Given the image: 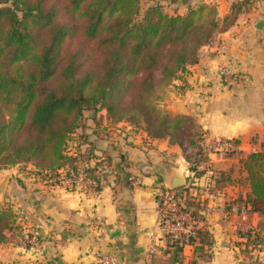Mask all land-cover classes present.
<instances>
[{"label":"trees","instance_id":"trees-1","mask_svg":"<svg viewBox=\"0 0 264 264\" xmlns=\"http://www.w3.org/2000/svg\"><path fill=\"white\" fill-rule=\"evenodd\" d=\"M179 1L183 12L169 14L159 3L142 9L139 0H0V167L30 164L37 174L56 177L76 170L79 157L84 172L102 178L108 159L89 150L108 127L123 124L187 154L196 150L192 162L183 154L188 171L199 174L209 153L202 134L159 104L253 1L234 4L223 19L203 0L173 3ZM241 171L248 193L235 206L264 215V148L246 155ZM185 202L196 218L205 207L191 196ZM17 229L14 211L1 205L0 245ZM262 236L239 233L243 251L260 250ZM210 244L207 230L188 241L195 253Z\"/></svg>","mask_w":264,"mask_h":264},{"label":"crops","instance_id":"crops-1","mask_svg":"<svg viewBox=\"0 0 264 264\" xmlns=\"http://www.w3.org/2000/svg\"><path fill=\"white\" fill-rule=\"evenodd\" d=\"M203 1L223 19L241 0ZM252 1L229 29L201 50L199 62L171 92L169 111L176 115L174 103L181 101L182 117L202 134V148L209 151L199 174L188 171L184 152L168 139H148L143 130L130 126L108 127L89 150L99 160L108 159L98 192L47 187L37 173V179L25 174L16 183L20 192L12 201L18 229L0 245V264H101V256L118 264H264V215L235 206L248 193L241 160L264 148V0ZM259 21L261 30L256 29ZM220 69L225 76L218 75ZM213 139L236 143L235 150L212 153L208 142ZM170 169L186 182L174 193L194 197L209 210L205 225L211 244L200 253L157 231L161 174ZM247 230L263 235V246L250 257L239 237Z\"/></svg>","mask_w":264,"mask_h":264},{"label":"built area","instance_id":"built-area-1","mask_svg":"<svg viewBox=\"0 0 264 264\" xmlns=\"http://www.w3.org/2000/svg\"><path fill=\"white\" fill-rule=\"evenodd\" d=\"M225 71L220 69L218 75L225 76ZM208 147L215 152H231L235 150V145L231 141L213 139L208 142ZM76 170H60L56 177L48 173L40 174V179L49 187L65 188L69 190H89L93 193L98 192L103 185V180L97 175H88L82 170L83 164L79 157H76L74 164ZM132 185H138V181L129 178ZM184 195V194H183ZM175 194L174 191L163 189L160 195V211L162 219L158 226L161 236L169 239L173 243L180 242L181 245H188V241L193 238L197 231L207 230L205 218L209 214L208 209L198 212L197 218L193 217L186 205L184 195ZM254 235V232H252ZM254 249V248H253ZM101 264H118L113 258L101 256Z\"/></svg>","mask_w":264,"mask_h":264},{"label":"rangeland","instance_id":"rangeland-1","mask_svg":"<svg viewBox=\"0 0 264 264\" xmlns=\"http://www.w3.org/2000/svg\"><path fill=\"white\" fill-rule=\"evenodd\" d=\"M174 0H139V5L142 9L146 8L147 6H151L154 3H159L162 8L163 11L169 14H172L174 11H179L180 13L183 12V10L186 8L185 4H182L181 1L173 3ZM196 1H200V0H194L193 3H195ZM202 1V0H201ZM191 4V3H190ZM173 90L167 89V93L165 95L164 100L159 104L160 109L162 110H168L169 111V106H171V103L173 101V93L171 95V92ZM172 97V98H171ZM175 108V107H174ZM164 110V111H165ZM170 112V111H169ZM189 123L187 126H189V129L192 128L194 131L195 129L193 128V123L188 122ZM126 125L120 124V126L116 129H120V130H124L123 128H125ZM113 136V134H112ZM196 153L197 151H190L187 154V150L184 151V154H187L188 159L192 162L193 160H196L198 158H196ZM200 159V158H199ZM20 169V170H19ZM35 169L30 165H24L21 167H12V168H3L0 167V181L3 177V175H8L9 179L4 187L2 196L0 198V206L4 204V206H10V208L12 209V211H14L15 213V202L12 201V196H16L17 194H19L20 189L19 187H17V182L20 181V179L23 177L25 178V174L29 179H34V178H38L37 176H35ZM42 174V173H41ZM40 176V174H38ZM45 186L49 187L48 185H46L45 183H43ZM11 197V198H10Z\"/></svg>","mask_w":264,"mask_h":264},{"label":"water","instance_id":"water-1","mask_svg":"<svg viewBox=\"0 0 264 264\" xmlns=\"http://www.w3.org/2000/svg\"><path fill=\"white\" fill-rule=\"evenodd\" d=\"M263 26V22L259 21L257 23L256 29L261 30ZM175 107V114L178 116L185 115L184 104L181 101H177L174 103ZM162 181H163V189L166 191H175L185 187V178L182 174H180L175 169H170L169 171L163 172L161 174ZM9 179L8 175H3L0 181V198L2 196L4 187Z\"/></svg>","mask_w":264,"mask_h":264}]
</instances>
